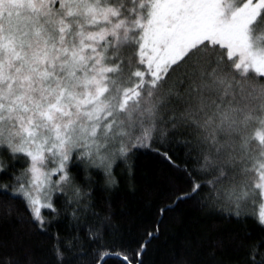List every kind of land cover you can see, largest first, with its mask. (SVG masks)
Masks as SVG:
<instances>
[{"label": "snow or ice", "instance_id": "1", "mask_svg": "<svg viewBox=\"0 0 264 264\" xmlns=\"http://www.w3.org/2000/svg\"><path fill=\"white\" fill-rule=\"evenodd\" d=\"M147 153L133 233L107 197ZM189 203L234 227L153 259ZM0 222V264H264V0H0Z\"/></svg>", "mask_w": 264, "mask_h": 264}, {"label": "trees", "instance_id": "2", "mask_svg": "<svg viewBox=\"0 0 264 264\" xmlns=\"http://www.w3.org/2000/svg\"><path fill=\"white\" fill-rule=\"evenodd\" d=\"M120 175L117 170L118 178ZM135 177L134 189L122 180L119 188L107 198L111 200L113 215L119 224L139 233L157 219V208L167 199L169 173L158 157L147 153L137 157ZM163 220L160 238L153 244L152 258L158 261L182 241L206 244L210 238L234 227L217 213L201 211L195 203L180 206ZM13 229V224L0 222V233L7 235Z\"/></svg>", "mask_w": 264, "mask_h": 264}]
</instances>
